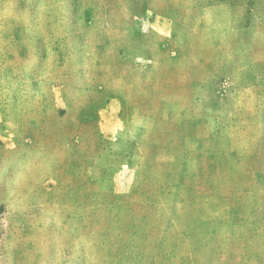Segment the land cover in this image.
I'll return each mask as SVG.
<instances>
[{
	"label": "rangeland",
	"instance_id": "1",
	"mask_svg": "<svg viewBox=\"0 0 264 264\" xmlns=\"http://www.w3.org/2000/svg\"><path fill=\"white\" fill-rule=\"evenodd\" d=\"M0 264H264V0H0Z\"/></svg>",
	"mask_w": 264,
	"mask_h": 264
}]
</instances>
